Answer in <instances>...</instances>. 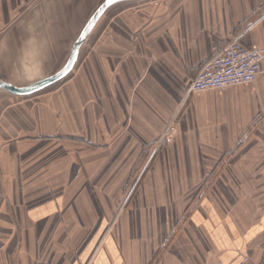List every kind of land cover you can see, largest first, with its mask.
<instances>
[{
	"label": "crops",
	"instance_id": "1",
	"mask_svg": "<svg viewBox=\"0 0 264 264\" xmlns=\"http://www.w3.org/2000/svg\"><path fill=\"white\" fill-rule=\"evenodd\" d=\"M105 1L0 0V81L26 88L9 80L14 62L32 49L57 58ZM149 8L153 19L145 8L111 21L118 35L102 38L90 67L99 84L71 86L36 107V119L32 106L28 117L18 110L30 106L1 103L0 264H264V130L255 122L264 61L254 84L188 94L232 38L264 50V0ZM183 103L173 141L154 153ZM82 108L103 149L66 143L67 123L87 119Z\"/></svg>",
	"mask_w": 264,
	"mask_h": 264
},
{
	"label": "rangeland",
	"instance_id": "2",
	"mask_svg": "<svg viewBox=\"0 0 264 264\" xmlns=\"http://www.w3.org/2000/svg\"><path fill=\"white\" fill-rule=\"evenodd\" d=\"M157 1H159V0H138V1H134V2L122 3V4H119V5L111 8L101 18V20L98 24V27H95L93 29L90 37L87 39V41L85 42V44L83 46V49L81 50L78 62L76 63L73 72L67 78H65L64 80H62V81L54 84L53 86L45 89L44 91H41L39 94L32 96V97H20V96H17L15 94L10 93L9 91L6 92V91L2 90V91H0V106H1V103H3L2 109H4V106H5V110H6L7 109L6 106L9 103H12L13 105H28V107L30 106L29 109H27V110L23 109V113H22V109L19 108L18 112L20 115L21 114L25 115L27 113V115L29 117L31 115V106H32V113L34 114L35 119H36L37 118L36 113H37V111H39L37 108H38V106H40L41 103L46 102L48 100H49V102H51V100L57 98V95L59 93H60V95L63 93L66 94L68 91H70L71 86L73 87V86L77 85L78 89L79 88L82 89L83 85L85 86L86 84H90V82L96 83V80H98V84H99L100 76L96 77V75H94L93 72H91L90 67L92 65L91 63L94 62V59L96 58V56H98L99 53L103 52L102 48L105 46V42H104L105 40L102 38H104L106 36L112 37V36H115L116 34L118 35L117 30L119 31L120 29L116 26V24H111V21L114 19V17L117 14H119L123 11L127 12V11H134L135 10L136 12H138L140 9H145V8L149 10V11H147V14L150 17V19H153L154 12L149 7L150 6L153 7V4L156 3ZM150 9H151V11H150ZM95 12L96 11L90 12V15L87 18V20H85L83 22L82 27H80L78 29L77 33L73 36L72 43H69V44L65 43V44H62L59 47H57L58 49H57V52L55 53L56 56H58L57 58H55L54 60H51V59L50 60H40V59L36 58L37 54H35L33 52V49H32V52L29 53L28 55H30L31 57L33 56V58H29L27 60H20V61L18 60L17 62L16 61L14 62V64L19 66V67H17V69L15 68L16 71L14 74H11L9 76V80H11L12 82H15V83H16V81L19 80L20 86L30 87V86L37 85V84L49 79L50 77L54 76L56 73H59L60 71H62L67 66V64L69 63V61L72 57L75 45H76L81 33L83 32L84 28L86 27V25L88 24L90 19L93 17ZM112 25H114V26H112ZM6 31H7V29H5V27H3L2 33H6ZM150 46H151L150 44L145 45L146 49H148V50L151 49ZM61 49H65V51L61 52L62 51ZM22 72H26V73H23L21 75ZM259 96L260 95H258V98L261 99V97H259ZM82 98L84 101L86 97L83 96ZM7 102H9V103H7ZM184 109H185V104L183 103L179 107V110L175 114L173 119L167 125L166 130L159 137V139L155 141L154 153H156L160 147L161 148L167 147V145H169L173 141V138L175 136L174 132L176 129L175 122L178 119V116L181 115L182 111H184ZM82 110H85V112H83L82 116L86 117L87 119L81 120V122L78 124H74L73 122L67 123L69 125L67 128V133L65 135L66 143L67 142L68 143L76 142L77 144L81 143L82 145H84L87 148L97 147V148L103 149L102 145H105V144L96 143V142L94 143L89 138L90 137V133H89L90 119H89V116L91 114V111H89V109H86V108H82ZM255 122H258L259 124L257 126L263 127V130H264V109H262L261 112L258 114V119H257V121L255 120ZM261 122L263 124H261ZM28 123H29V121H28ZM30 123H29V125H32L33 127H35L38 125L37 123H41V122L39 120H34L33 124H32V121H30ZM26 134H29L30 136L32 134H34L35 136H38L40 134V132L35 130L34 132L30 131L28 133H23L24 136ZM142 176H143V172H141V173L138 172L135 175V177H133L134 184H132L131 189H129V190H132L131 193H133L137 189V183L139 182V180L142 179ZM206 178H205V180H206ZM210 187L211 186L205 187L204 188V189H206L205 191H208ZM201 190H202L201 188L195 189L196 200H198L197 198L200 197Z\"/></svg>",
	"mask_w": 264,
	"mask_h": 264
},
{
	"label": "built area",
	"instance_id": "3",
	"mask_svg": "<svg viewBox=\"0 0 264 264\" xmlns=\"http://www.w3.org/2000/svg\"><path fill=\"white\" fill-rule=\"evenodd\" d=\"M263 61V49H248L241 42V37H234L223 50L202 65L189 85L188 94L223 92L230 87L254 84L261 74ZM247 261L244 258L239 264Z\"/></svg>",
	"mask_w": 264,
	"mask_h": 264
},
{
	"label": "water",
	"instance_id": "4",
	"mask_svg": "<svg viewBox=\"0 0 264 264\" xmlns=\"http://www.w3.org/2000/svg\"><path fill=\"white\" fill-rule=\"evenodd\" d=\"M124 1H135V0H106L101 5V7L95 12V14L90 19V21L88 22V24L84 28L83 32L81 33V35H80V37H79V39L75 45L74 52H73V55H72L69 63L61 72H59L58 74L50 77L49 79H47V80H45V81H43L37 85L26 87V88H19V87H16L15 85H13L11 83H8L5 81H0V90H6V91H9L10 93H13V94L19 95V96H31V95L37 94V93L49 88L52 85H54V84L64 80L65 78H67L73 72L76 63L78 62L81 48H82L83 44L85 43V41L87 40V38L92 33V31L95 28L98 21L102 18V16L106 13V11L111 6H113L117 3H120V2H124Z\"/></svg>",
	"mask_w": 264,
	"mask_h": 264
}]
</instances>
